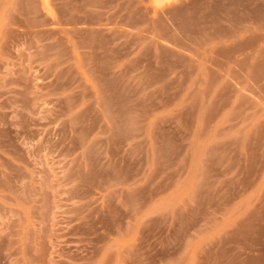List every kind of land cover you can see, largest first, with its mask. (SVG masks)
<instances>
[{
    "label": "rangeland",
    "instance_id": "374dc122",
    "mask_svg": "<svg viewBox=\"0 0 264 264\" xmlns=\"http://www.w3.org/2000/svg\"><path fill=\"white\" fill-rule=\"evenodd\" d=\"M0 264H264V0H0Z\"/></svg>",
    "mask_w": 264,
    "mask_h": 264
}]
</instances>
